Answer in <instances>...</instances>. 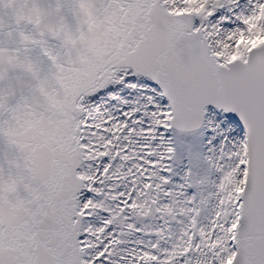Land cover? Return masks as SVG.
Masks as SVG:
<instances>
[{"label":"snow or ice","instance_id":"obj_1","mask_svg":"<svg viewBox=\"0 0 264 264\" xmlns=\"http://www.w3.org/2000/svg\"><path fill=\"white\" fill-rule=\"evenodd\" d=\"M0 264H264V0H0Z\"/></svg>","mask_w":264,"mask_h":264}]
</instances>
